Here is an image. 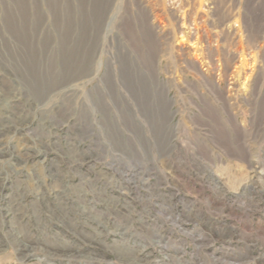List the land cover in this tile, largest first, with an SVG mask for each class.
<instances>
[{"label": "rangeland", "instance_id": "obj_1", "mask_svg": "<svg viewBox=\"0 0 264 264\" xmlns=\"http://www.w3.org/2000/svg\"><path fill=\"white\" fill-rule=\"evenodd\" d=\"M0 264H264V0H0Z\"/></svg>", "mask_w": 264, "mask_h": 264}]
</instances>
